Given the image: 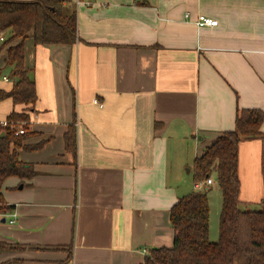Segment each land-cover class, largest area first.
<instances>
[{
    "label": "crops",
    "instance_id": "crops-1",
    "mask_svg": "<svg viewBox=\"0 0 264 264\" xmlns=\"http://www.w3.org/2000/svg\"><path fill=\"white\" fill-rule=\"evenodd\" d=\"M64 1L76 13L75 44L26 38L36 102L28 112L0 101V122L28 113L23 146L38 147L17 149L34 176L3 184L13 210L0 216V242L25 248L0 252V264H59L66 247L64 264H142L172 246L177 199L201 191L194 160L234 130L238 111H264V0ZM200 15L217 26L197 27ZM5 59L3 50L0 91L15 83ZM69 126L76 156L65 150ZM262 156L264 137L240 141L244 207L264 199Z\"/></svg>",
    "mask_w": 264,
    "mask_h": 264
},
{
    "label": "trees",
    "instance_id": "trees-1",
    "mask_svg": "<svg viewBox=\"0 0 264 264\" xmlns=\"http://www.w3.org/2000/svg\"><path fill=\"white\" fill-rule=\"evenodd\" d=\"M64 0L9 1L0 0V53L5 50V69L15 80L9 91H0V101L11 99L31 111L36 102L35 84L24 68L23 41L31 37L35 46H71L76 42V13L64 6ZM14 41L16 45L10 46ZM0 126V216L13 210L2 197L3 184L9 178L31 179L34 171L17 156V149L28 138L27 112L13 111ZM264 111L243 109L237 112L235 128L220 133L216 140L194 160V184L213 175L221 193L218 241H209L208 189L193 190L177 199L169 212L173 230L170 248H154L142 264H264V199L259 211L239 208L238 147L242 140L264 137L260 128ZM24 130L22 135L17 130ZM65 150L76 156V129L69 126L64 135ZM264 160V156H262ZM0 242V252L24 249ZM67 263L72 258L71 247ZM6 264V263H4Z\"/></svg>",
    "mask_w": 264,
    "mask_h": 264
},
{
    "label": "rangeland",
    "instance_id": "rangeland-1",
    "mask_svg": "<svg viewBox=\"0 0 264 264\" xmlns=\"http://www.w3.org/2000/svg\"><path fill=\"white\" fill-rule=\"evenodd\" d=\"M185 172H188V168H186ZM213 184L210 186L200 187V190L209 189L207 196L209 200V241L212 243H216L218 241V223H219V214L221 211V193L217 186L216 180L214 175L211 177ZM241 210L245 211H259L261 210L262 206L259 204L258 207L256 206H249L244 207L242 204L239 205ZM14 251H18L15 249Z\"/></svg>",
    "mask_w": 264,
    "mask_h": 264
},
{
    "label": "built area",
    "instance_id": "built-area-1",
    "mask_svg": "<svg viewBox=\"0 0 264 264\" xmlns=\"http://www.w3.org/2000/svg\"><path fill=\"white\" fill-rule=\"evenodd\" d=\"M94 2V0H75V5L79 6V5H83V6H90L92 3ZM195 24L197 25V27L202 28V27H215L217 26V21L215 19L200 15L197 17ZM0 41H2V38H0ZM3 81H7L6 77L3 78ZM0 126L1 127H7L8 123L7 121H1L0 122ZM24 133V130L19 128L17 130L16 134L22 135ZM213 184V181L211 180V178L207 179L205 182L203 183H198L195 185V188H200V187H205V186H210ZM15 220V216H11V218L9 219L8 223L10 225L14 224Z\"/></svg>",
    "mask_w": 264,
    "mask_h": 264
}]
</instances>
